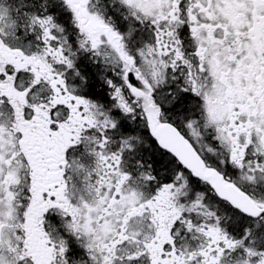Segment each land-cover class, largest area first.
Listing matches in <instances>:
<instances>
[{
  "label": "snow or ice",
  "instance_id": "6c2138e0",
  "mask_svg": "<svg viewBox=\"0 0 264 264\" xmlns=\"http://www.w3.org/2000/svg\"><path fill=\"white\" fill-rule=\"evenodd\" d=\"M0 264H264V0H0Z\"/></svg>",
  "mask_w": 264,
  "mask_h": 264
}]
</instances>
